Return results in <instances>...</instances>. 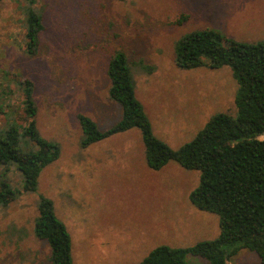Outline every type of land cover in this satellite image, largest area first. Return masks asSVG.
<instances>
[{
	"label": "rangeland",
	"instance_id": "1",
	"mask_svg": "<svg viewBox=\"0 0 264 264\" xmlns=\"http://www.w3.org/2000/svg\"><path fill=\"white\" fill-rule=\"evenodd\" d=\"M21 6L0 0V107L17 118L19 82L28 79L38 132L59 145L60 155L42 170L36 194L22 193L20 173L9 169L21 193L0 209V264H51L49 245L33 232L39 194L67 228L73 264H137L161 245L187 248L216 238L218 217L189 200L198 171L175 162L149 169L138 129L82 148L77 117H89L101 131L121 119L106 76L118 50L154 136L171 149L191 141L210 117L235 115L231 70L181 69L175 44L203 30L263 41L264 0H36L43 31L34 56L24 50ZM186 262L207 264L193 255ZM227 264L261 263L241 250Z\"/></svg>",
	"mask_w": 264,
	"mask_h": 264
},
{
	"label": "trees",
	"instance_id": "2",
	"mask_svg": "<svg viewBox=\"0 0 264 264\" xmlns=\"http://www.w3.org/2000/svg\"><path fill=\"white\" fill-rule=\"evenodd\" d=\"M15 1L22 4L25 53L34 56L43 31L42 18L34 9L36 0ZM174 51L175 63L181 69L231 70L238 85L236 114L210 117L191 141L171 149L154 136L135 96L126 56L118 50L107 63L106 76L110 83L109 99L120 106L121 119L101 131L92 119L79 115L81 147L138 129L149 169L159 171L175 162L200 173L198 186L189 200L198 210L218 217V236L187 248L158 246L137 264H188L187 255L199 257L207 264H227L241 250L255 253L264 264V40L244 43L213 30H203L181 37ZM19 85L20 115L16 118L8 108L0 107L4 120L0 129V209L21 193L12 186L10 168L22 177V193L36 194L42 170L60 155L59 145L42 138L38 132L32 83L25 79ZM33 232L49 245L51 264H73L67 228L56 217L52 201L40 194Z\"/></svg>",
	"mask_w": 264,
	"mask_h": 264
}]
</instances>
